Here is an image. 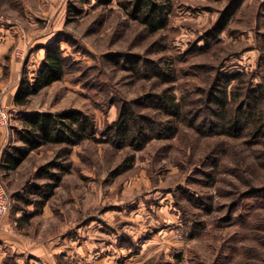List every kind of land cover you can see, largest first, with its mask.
<instances>
[{"label": "rangeland", "instance_id": "rangeland-1", "mask_svg": "<svg viewBox=\"0 0 264 264\" xmlns=\"http://www.w3.org/2000/svg\"><path fill=\"white\" fill-rule=\"evenodd\" d=\"M120 1L0 0V29L31 37L23 57L16 56L18 44L7 52V58L13 55L22 63L20 79L31 77L40 64L41 48L33 41L46 24L59 23L55 34L70 39L61 41L68 64L64 79L31 97L27 106L79 108L102 129L116 117L120 100H138L142 105L136 109L146 113L145 96L164 88L178 98L185 93L192 98V87L206 88L216 74L252 72L253 83L263 76L264 0H173L167 28L149 36ZM221 16L223 29L210 35ZM128 54L137 55L141 66L158 62L171 81L145 70L135 74L132 63L125 62ZM1 102L2 125L10 128L14 110ZM195 112L203 116L201 107ZM178 131L136 151L118 149L101 135L72 149L48 144L36 150L2 185L12 195L25 183L54 184L44 171L38 179L32 175L35 166L51 161L59 167L48 172L59 182L44 196L28 195L34 203L12 201L11 213L22 210L23 217L6 231L10 241H0V264H262L264 206L251 200L231 217L227 212L234 200L232 184L243 188L230 170L234 150L255 165L253 148L241 139L207 136L202 129L181 126ZM218 139L227 146L221 158L225 168H218L211 185L204 183L209 160L203 156ZM251 178L264 182V171Z\"/></svg>", "mask_w": 264, "mask_h": 264}, {"label": "trees", "instance_id": "trees-1", "mask_svg": "<svg viewBox=\"0 0 264 264\" xmlns=\"http://www.w3.org/2000/svg\"><path fill=\"white\" fill-rule=\"evenodd\" d=\"M172 3L173 0H124L119 2V6L124 9L128 17L138 22L143 27V32L149 36L167 28ZM225 21L222 17L208 33L217 34L220 29H223ZM61 36L58 32L49 43L41 47L36 46L43 48V59L31 77L25 76L19 80L14 96L16 104H27L30 97L37 95L43 88L64 79L68 64L67 57L63 54L61 41L68 42L70 39L67 36L65 38ZM207 38L208 34H205L202 39ZM154 43H157L156 40ZM124 59L125 62L132 63L135 74L145 70L155 73L154 75L161 78L163 82L171 81L164 73L166 68L158 62L147 61L141 66L136 62L140 58L134 54L126 55ZM167 69L172 72L170 65H167ZM252 74V72L244 71L224 77L216 74L208 80L209 85L206 88L193 86L190 92L192 98H189L186 93L178 98L170 88H164L159 93L147 94L146 108H144L146 113L136 109L142 105L138 103V100H120L116 103V117L106 122L102 129H98L92 115L75 107L57 111L20 112V126L13 127V132L8 135L7 142L0 150V168L6 176L10 171L15 170L33 150L48 144H62L65 149H72L74 145L81 144L88 138L96 139L95 135H101L103 137L100 138L101 140L118 149L128 147L136 151L142 149L152 139L171 138L179 132V127L187 126L202 129L207 136L241 139L247 147L254 150L255 165L247 162L240 151L234 150V164L230 170L236 173L243 188L239 184H232L234 200L233 205H229L227 210V212L232 211L228 217H231L235 209H243L251 200L264 206V182L257 184L251 178V173L258 169L264 171V74L256 83H253ZM102 92L107 93L104 89ZM201 94L199 100L198 96ZM186 106L192 108L189 110ZM199 107L203 110L201 118V113L195 112ZM226 149V142L223 139H218L206 149L203 159L209 160V169L205 172L207 180L204 183L210 181L213 185L216 182L218 168L221 170L225 168L221 158ZM133 155L132 153L129 156L130 164ZM53 165L59 167L58 163L54 164L52 161L40 164L34 178L38 179L39 173L44 171L55 179L54 184L38 181L30 182V185L25 183L12 195L6 190L9 211L10 208L12 209L13 200L19 202L25 199L27 204L34 203L35 200H29L32 198L28 195L44 196L45 189L52 190L58 185L59 179L54 178V173L48 172ZM189 199L195 200L192 196H189ZM9 213L15 224H18L23 217L22 210L17 209ZM195 223V225L199 224L198 221ZM260 242L264 245V238ZM240 264L243 263L240 262Z\"/></svg>", "mask_w": 264, "mask_h": 264}, {"label": "crops", "instance_id": "crops-1", "mask_svg": "<svg viewBox=\"0 0 264 264\" xmlns=\"http://www.w3.org/2000/svg\"><path fill=\"white\" fill-rule=\"evenodd\" d=\"M52 10L53 9H51L49 11L52 12ZM58 25H59V23H54V20H52L51 24L50 23L46 24V26L44 28L45 32H43V34H41V36H39L38 38H36L33 41V45L41 47L44 44H47L50 41H52L56 36L55 33L57 31H59ZM30 41H31V37L26 36L24 33H23V35L17 34V37H16V36H11V33H10V31H8V29H0V56L1 55L3 56V59H1V57H0V100L2 101L1 102L2 106L5 105V108L3 107L4 109L9 108L11 110H14L13 116H12V118H10V120H11V127L10 128H7L8 125L6 126V125H2V123H0V150L5 145V143L7 142L8 135L10 134L9 131L11 129H13V127H19L20 126V124H18V125L15 124V122L19 120L20 112L51 111V110H46V109H42V108H30L26 104L25 105H18L15 103V100H14L15 92L17 90L18 82L20 80V76H21V72H22V63H21V61L15 59L13 57V55L11 57L9 56L7 58V55H8L7 52L8 51L10 52V47L12 44H14V45L18 44V46L20 47L18 49H20L23 53H25V51H24L25 49L23 48V46L27 45V43H30ZM40 50L41 51H39V55L41 56L40 59L42 61L43 55H44V50H43V48H41ZM17 57L19 58V56H17ZM6 60H7V62L5 63L4 61H6ZM5 67H6V73H4ZM56 82H58V81H56ZM34 96H36V95H34ZM30 99H31V97H30ZM39 149H41V148H39ZM39 149H36V150H39ZM36 150L31 151L27 155V157L22 161V163L15 170L10 171L8 175H10L11 172L18 171V169H20V167L22 166L23 162L32 153L36 152ZM40 164H38L37 166H35L33 168L32 175H35L37 167ZM8 175L4 176V171L1 170V168H0V184L1 185L4 183L3 178H6ZM13 223L15 225V221L13 220V218L7 214L4 218L2 227L0 228V241L1 242H6V244H7V242L10 241V239L7 238L6 231L11 227V225Z\"/></svg>", "mask_w": 264, "mask_h": 264}, {"label": "built area", "instance_id": "built-area-1", "mask_svg": "<svg viewBox=\"0 0 264 264\" xmlns=\"http://www.w3.org/2000/svg\"><path fill=\"white\" fill-rule=\"evenodd\" d=\"M16 55L23 57V52L20 49L16 50ZM6 120L4 112L0 111V123ZM9 212L8 194L3 185L0 184V226H2L5 216Z\"/></svg>", "mask_w": 264, "mask_h": 264}]
</instances>
